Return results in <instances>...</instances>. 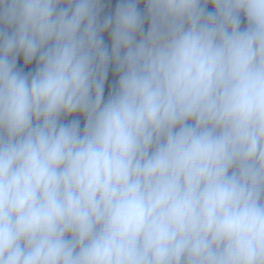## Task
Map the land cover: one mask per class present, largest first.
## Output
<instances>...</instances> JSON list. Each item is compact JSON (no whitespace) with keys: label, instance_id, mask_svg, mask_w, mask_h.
<instances>
[{"label":"clouds","instance_id":"1","mask_svg":"<svg viewBox=\"0 0 264 264\" xmlns=\"http://www.w3.org/2000/svg\"><path fill=\"white\" fill-rule=\"evenodd\" d=\"M106 9L0 0V264H264V0Z\"/></svg>","mask_w":264,"mask_h":264},{"label":"trees","instance_id":"2","mask_svg":"<svg viewBox=\"0 0 264 264\" xmlns=\"http://www.w3.org/2000/svg\"><path fill=\"white\" fill-rule=\"evenodd\" d=\"M107 2H108V9H106V11L114 8V5L117 2V0H107ZM141 7L143 8V6H141ZM105 39H106V42H108V38L106 37ZM20 66H22V61L20 62ZM34 67H35V65H33L31 68H26L25 71L34 70ZM114 82H115V79H114L113 73L110 72L108 82H107L106 87H105V97H107L108 89L111 87V85ZM81 123H83V121Z\"/></svg>","mask_w":264,"mask_h":264},{"label":"built area","instance_id":"3","mask_svg":"<svg viewBox=\"0 0 264 264\" xmlns=\"http://www.w3.org/2000/svg\"><path fill=\"white\" fill-rule=\"evenodd\" d=\"M113 76H114V79H116V76H115V74L113 73Z\"/></svg>","mask_w":264,"mask_h":264},{"label":"rangeland","instance_id":"4","mask_svg":"<svg viewBox=\"0 0 264 264\" xmlns=\"http://www.w3.org/2000/svg\"><path fill=\"white\" fill-rule=\"evenodd\" d=\"M113 9V8H112ZM111 10V9H110Z\"/></svg>","mask_w":264,"mask_h":264}]
</instances>
